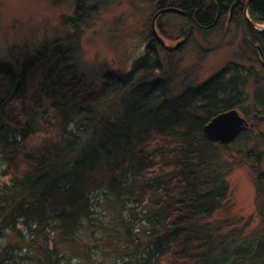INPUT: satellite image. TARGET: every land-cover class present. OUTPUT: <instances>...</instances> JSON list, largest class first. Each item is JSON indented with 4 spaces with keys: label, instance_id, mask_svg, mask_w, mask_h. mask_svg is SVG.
Instances as JSON below:
<instances>
[{
    "label": "trees",
    "instance_id": "obj_1",
    "mask_svg": "<svg viewBox=\"0 0 264 264\" xmlns=\"http://www.w3.org/2000/svg\"><path fill=\"white\" fill-rule=\"evenodd\" d=\"M141 1L184 11L186 36L246 2ZM75 3L66 42L13 46L0 65V264H264V203L263 230L248 236L227 206L231 148L204 134L240 107L234 77L174 94L151 43L105 80L103 98L124 103L108 118L77 53L88 17L116 0ZM251 9L264 14V0Z\"/></svg>",
    "mask_w": 264,
    "mask_h": 264
},
{
    "label": "rangeland",
    "instance_id": "obj_2",
    "mask_svg": "<svg viewBox=\"0 0 264 264\" xmlns=\"http://www.w3.org/2000/svg\"><path fill=\"white\" fill-rule=\"evenodd\" d=\"M75 2L0 0V65L9 63L13 46H24L29 52L55 41L66 42L65 38L73 32L70 26ZM162 10L141 0H116L108 9H100L89 16L82 26L77 63L92 84L96 100L102 102L100 112L106 111V117L113 119L124 103L116 94L103 98L105 80L115 79L117 75L125 77L146 54L151 43L156 45L164 72L171 74L174 94L188 86L202 85L225 70L224 77L229 78L232 75L226 68L228 66L256 65L253 59H249L254 55L241 53L245 35L237 24L225 22L219 29L210 31L193 28L186 36L185 32H189L191 26L186 18L174 12L160 13L154 26L164 40L165 45L162 46L155 39L152 27L154 17ZM180 42L183 44L175 49ZM256 68L257 73L263 76L264 71L258 66ZM241 73L248 77V84L236 100L240 101V107L230 110H238L249 127L230 144H218L231 148L223 151L224 158L232 166L227 177L230 185L227 206L232 215L240 218V222L249 225L246 234L251 236L257 234L263 225L260 207L264 199L258 192L259 187L264 189V119L257 117L264 115V80L244 71ZM244 133H248L247 138ZM73 264L79 263L74 260Z\"/></svg>",
    "mask_w": 264,
    "mask_h": 264
},
{
    "label": "flooded vegetation",
    "instance_id": "obj_3",
    "mask_svg": "<svg viewBox=\"0 0 264 264\" xmlns=\"http://www.w3.org/2000/svg\"><path fill=\"white\" fill-rule=\"evenodd\" d=\"M250 0H246L245 3H239L238 7L236 8L237 4H233L230 7H226L221 11L217 12V18H216V26L214 29H219L222 25L227 22L231 25H239L240 28H243V32L245 35L244 41L241 53L244 52V54L247 55H254L252 61L256 65H251L250 67L246 66H239L235 63V65H232L231 67L228 66V72H231V77H234V82L236 84V88H238L236 99H238V96L240 94V91L244 86L248 84V77L242 75V71L250 76H260V80H264V75H260L257 72V66L260 67L264 71V14L262 13H255L251 9V2H254L255 0H252L250 2V5L247 7L246 3ZM262 24L263 27H259V25ZM236 27V26H235ZM203 31V30H202ZM230 31V30H229ZM236 34V30H235ZM237 36V34H236ZM244 49V50H243ZM170 50L169 48L167 49ZM170 52V51H169ZM248 59V57H247ZM264 74V73H263ZM249 76V77H250ZM263 93H260L262 95ZM240 101H236L235 103H238ZM239 108V107H236ZM259 120L264 119L263 116L257 117Z\"/></svg>",
    "mask_w": 264,
    "mask_h": 264
},
{
    "label": "water",
    "instance_id": "obj_4",
    "mask_svg": "<svg viewBox=\"0 0 264 264\" xmlns=\"http://www.w3.org/2000/svg\"><path fill=\"white\" fill-rule=\"evenodd\" d=\"M250 0L249 2H251ZM174 12L182 13L180 9L177 8H167L160 11L153 19V35L155 39L164 46V40L158 34L154 21L160 13ZM183 42H180L175 49L180 47ZM249 124L246 119H244L238 110H230L219 114L214 117L204 128L205 136L212 142L220 143L223 145H228L233 142L237 137L241 135L243 131L248 129Z\"/></svg>",
    "mask_w": 264,
    "mask_h": 264
},
{
    "label": "bare ground",
    "instance_id": "obj_5",
    "mask_svg": "<svg viewBox=\"0 0 264 264\" xmlns=\"http://www.w3.org/2000/svg\"><path fill=\"white\" fill-rule=\"evenodd\" d=\"M246 5H247V7H248V6L250 5V2L248 1V2L246 3ZM181 12H182V13H178V14H180V15H183V14H185V12H184V11H182V10H181Z\"/></svg>",
    "mask_w": 264,
    "mask_h": 264
}]
</instances>
